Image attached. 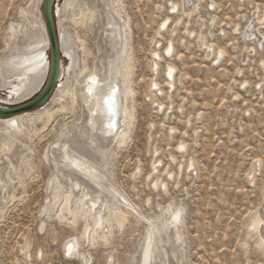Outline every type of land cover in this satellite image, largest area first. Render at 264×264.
I'll use <instances>...</instances> for the list:
<instances>
[{"label": "rangeland", "instance_id": "1", "mask_svg": "<svg viewBox=\"0 0 264 264\" xmlns=\"http://www.w3.org/2000/svg\"><path fill=\"white\" fill-rule=\"evenodd\" d=\"M32 1L0 0V61L8 56L10 25L30 26L27 30L37 33L34 17L20 15ZM122 1L118 27L129 22L135 114L130 138L118 155L109 158L111 184L141 210L143 218L161 217L168 205L183 208L185 254L180 264H264L257 233L247 225L264 205V24L256 27L261 47L257 37H246L248 25L252 30L255 20L263 22L264 0ZM169 3L177 5V11L170 13ZM183 9H189L186 18ZM166 19L167 29L159 32ZM69 22L78 65L67 75L78 73L75 65L85 67L88 75L99 54L102 21L96 17L83 27ZM201 36L215 50L210 57L199 45ZM82 42L85 51L79 47ZM169 42L173 53L168 58L163 48ZM218 51L223 55L215 65ZM152 52L162 58L155 76L150 72ZM44 56L48 61V52ZM63 60L68 69L70 63ZM167 65L175 68L171 91L164 81ZM84 72L77 75L78 82ZM152 79L161 92L148 93ZM69 82L77 93L78 84L72 78ZM9 93L0 89V104H13ZM73 114L65 116L63 124L79 119V110ZM53 137L32 145L27 165L20 169L22 183L15 180L3 193L8 199L0 200V264H105L111 256L112 264H130L145 233L146 224L140 219L136 223L130 218L124 232L115 230L108 245L99 242L91 247L80 239L78 252L88 262L64 254L67 242L82 233V224L73 228L57 221L56 208L48 216L43 212L53 192L49 181L54 168L46 157ZM155 160L161 166L151 176ZM191 161L194 167L187 169ZM137 169L139 174L133 177ZM155 180L166 183L167 192H154Z\"/></svg>", "mask_w": 264, "mask_h": 264}, {"label": "bare ground", "instance_id": "2", "mask_svg": "<svg viewBox=\"0 0 264 264\" xmlns=\"http://www.w3.org/2000/svg\"><path fill=\"white\" fill-rule=\"evenodd\" d=\"M43 1L33 0L32 7L28 8L27 12L20 13L22 17L27 14L34 17L33 26L38 25L35 35L27 30L30 26L27 28L23 25H10L8 56L4 61H0V89H8L9 100L13 102L8 105H16L28 99L37 93L46 81L48 61L44 55L49 42L44 21L41 18ZM59 1L57 0L56 3ZM122 2V0H63L60 7L55 4L54 18L62 53L60 81L45 106L34 112L19 114L11 119L0 121V200L8 199V196L6 198L3 193L7 194L8 187L15 180H18L19 184L22 183L24 173H21L20 169L26 167L27 153L32 152L33 144H40L54 134V139L46 153V157L54 168V175L49 181L53 192L51 201L44 207L43 212L48 216L50 209L56 208L54 216L57 221L70 224L73 228L78 223L82 224L80 238L72 237L64 247V254L76 256L88 262V257L78 252L80 239L83 238L85 244L88 242L91 247L99 242L108 245L115 230L123 231L128 227L129 219L132 218L137 220L136 223L138 219H140L139 222L143 221L146 228L143 226L145 233L130 264H180L185 254L183 253L185 244L183 208L180 205L176 207L168 205L162 210L161 217L143 218L139 213L141 210L123 196L124 194L119 193L113 186L116 184L112 182V185L110 182L112 180L109 179L112 177L109 158L114 153L118 155L122 146L130 138L135 114L132 51L130 53L131 48L127 47L130 38L127 37L130 32L129 22L122 21V25L118 27V22L122 18ZM172 4L169 3L170 13L178 9L177 5ZM187 11L189 12V9L182 11L185 18L188 15ZM96 17L100 18L103 25L99 41L101 45H98L99 54L94 61L92 71L85 75L86 68L79 69L80 65L76 66L78 62L75 60V55L78 47H75L77 49L73 47L76 40L73 41L70 36L72 33L69 34L67 22L70 21L75 27L79 25L83 27L86 25L84 23L92 22ZM255 17L258 16L255 15ZM168 23V19L163 21L159 26V32L164 30ZM249 23L251 24V21ZM252 24H254L252 30L249 25L246 28V37H257L256 27L263 25L264 19L263 22L260 19L258 22L255 20ZM73 38L76 39V37ZM201 38L199 45L202 43L201 46L207 51V57H210L215 50L213 46L205 43L202 36ZM76 44L79 43L76 42ZM80 46L84 50L83 42ZM257 47H261L258 37ZM163 49L164 56L169 58L173 53V45L169 42ZM222 55V51L215 54V65L221 60ZM65 58L70 63L68 69H65L63 65ZM161 59L157 52H152L150 67L152 76H155L158 68L157 61ZM74 64L78 67V73H71L72 75L68 76V70L70 71ZM83 72L85 77L78 82L77 75ZM174 74L175 68L167 65L164 81L169 91L173 90ZM71 78L74 84H78L77 93V89H73L69 82ZM151 91L161 92L159 85L153 79L149 83L148 93H153ZM66 98L70 99L69 104L65 102ZM76 110H79V119L63 124V118L71 116ZM58 124L62 125L57 130ZM179 149H185L183 143L179 145ZM160 166L159 160L152 161L151 176L158 173ZM193 167V162H189L187 169ZM138 174L137 169L133 177ZM151 184L154 192L157 190L167 192L166 183H158L155 180ZM247 225L250 232L257 233V247L264 253V205L250 216ZM112 262L111 256L105 264H112Z\"/></svg>", "mask_w": 264, "mask_h": 264}, {"label": "water", "instance_id": "3", "mask_svg": "<svg viewBox=\"0 0 264 264\" xmlns=\"http://www.w3.org/2000/svg\"><path fill=\"white\" fill-rule=\"evenodd\" d=\"M57 0H44L42 4V18L45 25L49 47L48 73L41 89L28 99L16 104H0V121L11 119L19 114L34 112L45 106L53 96L58 82L60 81V63L62 58L58 39L54 7Z\"/></svg>", "mask_w": 264, "mask_h": 264}]
</instances>
